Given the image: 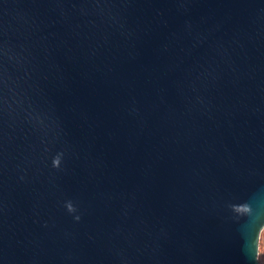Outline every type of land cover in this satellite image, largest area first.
<instances>
[{
  "label": "water",
  "instance_id": "95a60500",
  "mask_svg": "<svg viewBox=\"0 0 264 264\" xmlns=\"http://www.w3.org/2000/svg\"><path fill=\"white\" fill-rule=\"evenodd\" d=\"M264 0H0V264H260Z\"/></svg>",
  "mask_w": 264,
  "mask_h": 264
},
{
  "label": "rangeland",
  "instance_id": "374dc122",
  "mask_svg": "<svg viewBox=\"0 0 264 264\" xmlns=\"http://www.w3.org/2000/svg\"><path fill=\"white\" fill-rule=\"evenodd\" d=\"M257 259L260 264H264V226L260 230L259 237H258Z\"/></svg>",
  "mask_w": 264,
  "mask_h": 264
}]
</instances>
